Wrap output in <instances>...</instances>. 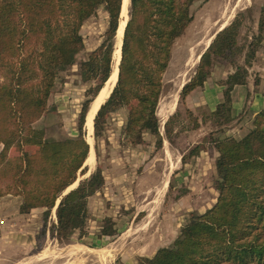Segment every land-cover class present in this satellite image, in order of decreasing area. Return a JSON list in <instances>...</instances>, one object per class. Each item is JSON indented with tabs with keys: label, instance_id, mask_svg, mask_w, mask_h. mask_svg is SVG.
Listing matches in <instances>:
<instances>
[{
	"label": "trees",
	"instance_id": "1",
	"mask_svg": "<svg viewBox=\"0 0 264 264\" xmlns=\"http://www.w3.org/2000/svg\"><path fill=\"white\" fill-rule=\"evenodd\" d=\"M195 1L129 0L117 80L93 118L95 138L105 117L121 107L128 108L124 129L131 144L140 143L144 132L159 136L162 75L172 45L193 19L190 5ZM99 7L107 12L108 28L100 45L79 66L83 79L92 84L79 112L77 134L47 139L33 123L45 113L59 71L72 66L84 48L80 28ZM121 8L122 0H0V183H5L0 195L21 194L20 213L44 208V220L58 201L53 228L58 239L84 227L87 199L104 184L97 168L62 194L79 173L86 172L82 167L89 152L85 118L90 102L111 74ZM239 26L236 17L216 33L194 75L182 86L181 98L202 86L212 58L234 64ZM244 73L238 68L220 82L225 87L224 101L214 115L227 116L230 90L245 81ZM213 141L218 152L215 203L193 214L171 246L141 257L139 264H264V109L254 115L243 136ZM102 231L113 234L115 229L111 224Z\"/></svg>",
	"mask_w": 264,
	"mask_h": 264
},
{
	"label": "rangeland",
	"instance_id": "2",
	"mask_svg": "<svg viewBox=\"0 0 264 264\" xmlns=\"http://www.w3.org/2000/svg\"><path fill=\"white\" fill-rule=\"evenodd\" d=\"M128 12L129 5L126 22ZM190 13L193 19L172 45L170 61L162 75L157 108L159 136L144 132L140 143L131 144L124 129L127 107H121L105 117L97 138L93 130L92 146L88 144L89 149L93 147L94 162L90 165L84 163L82 167L86 172L79 173L75 184L62 193L75 188L97 168L101 169L104 184L87 199L88 217L82 229H74L66 238L58 239L53 233L58 201L44 220V208L20 213L21 194L10 192L0 195V216L2 212L3 215H14V211H18L19 215H28L39 210V228L35 234L37 248L47 242L46 249L55 261L70 260V264H139L141 257H151L158 248L171 246L181 227L189 222L193 214L203 213L215 203L218 196L214 185L218 152L213 140L243 136L252 127L254 117H251L252 110H248L247 105L242 110L233 111L232 91L237 85L249 84L251 87L256 84L261 92L264 85L263 70L259 69L264 64H257L264 33V0H196L190 5ZM121 17L120 13L119 21ZM236 17L240 20V26L234 64L224 58H212L211 65L205 69L204 82L217 62L226 65L230 72L225 77L217 78L222 89L220 101L214 108L198 102L204 82L181 98V88L194 75L200 59L191 64V51L196 49L202 54L216 33ZM107 28L108 15L102 7L97 8L82 24L80 34L84 48L75 55L72 66L59 71L46 111L33 123L34 128L44 130L47 139L76 136L85 92L92 84L83 79L79 66L103 41ZM117 30L113 39V55ZM207 40L209 43L206 44ZM251 45L254 48L250 49ZM113 59L112 56V65L115 64ZM238 68L245 71V81L235 84L230 90L227 116L214 115L217 105L224 101L225 87L220 82H224ZM251 96L249 92L248 97ZM241 128L247 130L243 132ZM83 130L86 137L85 124ZM25 149L32 151L35 148ZM0 188L5 190L4 182L0 183ZM9 217L6 216L7 219ZM3 222L6 223L0 221ZM111 224L115 232L104 234V227ZM48 237L53 241H48ZM44 261L35 264H45Z\"/></svg>",
	"mask_w": 264,
	"mask_h": 264
},
{
	"label": "crops",
	"instance_id": "3",
	"mask_svg": "<svg viewBox=\"0 0 264 264\" xmlns=\"http://www.w3.org/2000/svg\"><path fill=\"white\" fill-rule=\"evenodd\" d=\"M258 55L259 61L257 64L262 62L264 64V33ZM259 69L263 70L264 75V66L262 67V65H260ZM229 73L226 65L218 62L215 64L210 77L204 82L200 98L197 99L199 103H202L201 105L214 108L220 101V94L222 93V89L217 83V78L220 79L225 77ZM258 81L259 80H257V82ZM256 86V84H253L250 87L249 84H246L234 87L232 91L233 111L242 110V108L247 105V109L252 110L250 114H252L251 117H253L264 108V85L261 86V92ZM249 92L252 93L250 98L248 97ZM250 121L247 122L248 127L250 126ZM241 129L243 132L247 130V128ZM38 211L39 210H34L28 215H19L18 211H14V215L13 213H6L5 215H3V212L1 213L0 221H6V223H0V264H35L39 263L41 260H45V264H47V262H49V264H70V260L55 261L46 249L45 245L47 242L45 245L43 244L40 248H37L35 234L39 228L37 222L39 217ZM6 216H10V219H7ZM49 238L50 237H48V241H53L52 238ZM54 248L55 246H53L52 249L53 253H55Z\"/></svg>",
	"mask_w": 264,
	"mask_h": 264
},
{
	"label": "bare ground",
	"instance_id": "4",
	"mask_svg": "<svg viewBox=\"0 0 264 264\" xmlns=\"http://www.w3.org/2000/svg\"><path fill=\"white\" fill-rule=\"evenodd\" d=\"M241 2V1H239ZM237 2V3H239ZM129 5V0H122V8H121V14L122 17L119 21V26H118V30H117V37H116V44H115V50H114V55H113V60L115 62V64H113L111 66L112 71L111 74L108 78V80L105 82V84L102 86V88H100V91L98 92L95 100L92 102L91 108H90V112L88 113V115L86 116V121H85V128H86V141L92 146V132H93V117L95 115V112L97 111V109L99 108L100 104L103 102V100L107 97V95L109 94L112 86H114V83L116 82L117 79V72H118V62L120 60V43H121V39H122V35H123V31H124V27H125V23H126V19H127V8ZM235 7V6H233ZM225 8V7H224ZM231 9V7H230ZM228 10V9H227ZM235 10V9H234ZM226 13V12H225ZM232 14V13H231ZM229 14V15H231ZM234 14V13H233ZM227 15V13H226ZM233 16V15H232ZM224 18V17H223ZM232 18V17H231ZM226 20V19H225ZM224 20V22H225ZM219 23V22H218ZM222 25V24H221ZM221 27V26H220ZM220 29V28H219ZM217 32V31H216ZM209 39V38H208ZM210 40V39H209ZM207 40L206 44L209 43ZM201 44V43H199ZM205 46V45H203ZM191 51V49H190ZM201 52L197 51L196 49H193L190 53V57H189V61L192 64V62L197 61L200 57ZM190 64V65H191ZM182 80V79H181ZM173 104V103H172ZM171 105V104H170ZM160 111V110H159ZM169 114V113H168ZM160 120V119H159ZM163 123V122H162ZM94 162V151H93V147H90L89 152H88V156L85 160L84 163L86 164H92ZM86 175V174H85ZM88 175V174H87ZM80 178V177H79ZM77 183V182H76ZM75 184V182H74ZM74 186V185H73ZM72 187V186H71ZM54 210V209H53ZM55 211V210H54ZM53 212V211H52ZM55 213V212H54ZM110 242V241H109ZM102 256V255H101ZM35 257V256H34ZM38 257V256H37ZM35 259V258H34ZM38 259V258H37ZM96 259V258H95Z\"/></svg>",
	"mask_w": 264,
	"mask_h": 264
},
{
	"label": "water",
	"instance_id": "5",
	"mask_svg": "<svg viewBox=\"0 0 264 264\" xmlns=\"http://www.w3.org/2000/svg\"><path fill=\"white\" fill-rule=\"evenodd\" d=\"M118 63H119V62H118ZM97 94H98V93H97ZM96 96H97V95H96ZM96 96L94 97V99L92 100V102L95 100ZM92 102H91V104H90V106H89V108H88L87 115H88V113L90 112V108H91ZM95 113H96V112H95ZM87 115H86V116H87Z\"/></svg>",
	"mask_w": 264,
	"mask_h": 264
}]
</instances>
